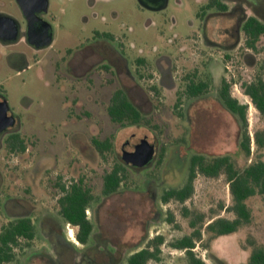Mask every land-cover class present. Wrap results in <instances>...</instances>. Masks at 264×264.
Instances as JSON below:
<instances>
[{"label": "flooded vegetation", "instance_id": "1", "mask_svg": "<svg viewBox=\"0 0 264 264\" xmlns=\"http://www.w3.org/2000/svg\"><path fill=\"white\" fill-rule=\"evenodd\" d=\"M175 1L183 9L190 4L196 6L195 16L188 23L191 28L197 25V30L189 35L173 32L177 18L169 12L172 0H137L144 11L159 17H149L145 27L169 36L161 49L152 47L151 57L139 48L140 56L134 59L137 72L155 68L161 83L169 76L179 95L193 99L206 91L189 96L191 86L208 82L210 88L218 80L221 103L225 106L221 94L226 87L247 111L248 103L255 105L247 88L253 89L261 79L264 82V59L260 64L258 61L260 54L264 56V0ZM126 31L132 32L133 27H127L123 9L114 0H0V74L6 81L26 82L32 72L44 80L53 78L66 94L67 115L91 116L96 77L108 81L114 77L120 87L113 95L122 89L130 98L131 89L123 84V74L139 80L127 56L128 47L136 48V43L127 44ZM194 51L203 59L177 77L181 64L190 60ZM51 52L59 57L53 59ZM240 58L253 72L243 73L247 81L232 86L226 63L235 67ZM48 64L51 76H47ZM148 76L151 78V74ZM6 81L0 83V264H163L161 246L165 237L160 232L154 235L152 228L163 216L173 222L172 214L154 209L143 224L142 212L137 210L130 233L116 220H104L101 213L102 201L121 191L126 169L140 173L141 167L128 163L124 154L119 156L103 174L102 197L97 198L92 188L93 169L100 160H107L105 153L112 148L102 152L98 144L108 138L95 137L91 124L89 133L74 134L76 140L69 154L74 152L75 156L70 155L66 161L36 150V140L22 133L27 127L25 118L31 110L27 101L31 98L23 95L14 103ZM180 83L184 84L181 90L176 88ZM231 87L246 102L234 97ZM116 169L122 180L115 191L108 193L106 176ZM79 195L85 210L83 223L74 222L66 214L76 210ZM162 202L161 206H166L169 201ZM186 236L178 237L170 246L183 251V258L192 264L189 250L194 253L195 246L173 245ZM160 239L163 241L158 247ZM194 257L200 261L196 264H207L195 253ZM210 259L218 264L212 256Z\"/></svg>", "mask_w": 264, "mask_h": 264}, {"label": "rangeland", "instance_id": "2", "mask_svg": "<svg viewBox=\"0 0 264 264\" xmlns=\"http://www.w3.org/2000/svg\"><path fill=\"white\" fill-rule=\"evenodd\" d=\"M114 1L122 7L127 27H133L132 32L126 31L129 37L127 44L136 43V48L128 47L127 56L132 63L131 69L137 73L139 80H132L123 74V84L131 89L132 100L141 107L149 123L122 126L111 120L108 113L110 98L120 87V84L114 83V77H110L109 81L96 77L93 103L90 104L93 115L69 117L64 108L66 94L59 89V84L53 78L44 80L32 72L26 82L20 79L6 81L5 75L1 73L0 83L6 81L5 87L14 103L23 95L31 98L27 101L31 108L25 118L27 127L22 133L36 140V150L58 156L60 162L68 160L70 155L75 156L74 152L69 154L76 140L74 134L89 133L91 124L94 125L95 137L111 139L113 146L111 151L105 153L107 160H100L93 169L92 188L100 199L103 174L118 162V157L129 151L133 144L147 137L157 148L153 163L141 167L140 173L126 169V181L121 191L102 201L103 219H114L124 227L123 229L132 233L137 210L142 212L144 224L145 220L151 218L154 209H163L164 215L172 214L174 217L173 222H170L163 216L158 225L152 228L154 235L160 232L165 237V244L161 246L163 264H189L188 260L183 258V251L172 248L170 244L178 237L191 235L197 228L201 230L202 235L195 240L194 253L205 263L214 264L210 259L212 256L218 264H249L254 250L264 248V198L261 195H254L246 201L251 212L250 222L242 224L232 233L223 235H215L208 230V224L218 218H236V214L229 210L233 204V196L225 174L214 178L198 174L194 179L192 196L183 203L172 199L166 206H161L164 204L162 195L165 190L184 184L189 159L194 153L208 156L231 154L236 166L240 168L255 159L264 161V147H259L255 140L256 132L264 130V118L254 104H247V129L252 139L251 155H238L241 129L237 119L218 99L220 82H213L204 95L193 99L179 95L169 76L161 83L155 68H152L153 72L143 68L137 72L134 59L140 56L139 48H144V55L151 57L152 47L157 45L161 49L169 36L163 37L158 29L145 27L144 23L149 17L155 20H159V17L144 11L137 0ZM169 12L174 13L177 18L173 32L186 36L197 30V25L191 28L188 23V20L195 16L194 4L183 9L172 0ZM193 53L190 60L181 64L177 77L203 59L198 58L197 51ZM49 55H53V59L59 57L54 52ZM258 57L260 64L264 56L260 54ZM248 60L251 61L252 58ZM226 64L229 65L226 75L232 86L234 83L247 81L243 73L253 72L241 58L235 67H232L231 62ZM49 66L48 64L47 76L52 75ZM183 85L177 84L176 88L181 90ZM231 92L238 100L246 102V98L236 88L231 87ZM199 218H202V221L193 227L191 220Z\"/></svg>", "mask_w": 264, "mask_h": 264}, {"label": "trees", "instance_id": "3", "mask_svg": "<svg viewBox=\"0 0 264 264\" xmlns=\"http://www.w3.org/2000/svg\"><path fill=\"white\" fill-rule=\"evenodd\" d=\"M209 84H194L189 89V96L200 94L207 91ZM155 90L156 87H153ZM248 92L253 96L255 105L264 118V82L261 79L260 83L254 88H247ZM183 94V93H182ZM222 100L225 106L234 114L241 126L240 148L238 155H251V137L247 129V111L237 100L230 96L229 90L224 87L222 91ZM181 99H179L180 102ZM108 113L114 123L122 126L128 125H142L149 123L146 114L131 100V98L122 89L115 92L108 106ZM255 140L259 147H264V130L257 131ZM113 143L111 139L106 142L98 144L99 149L103 152L111 149ZM116 169L113 174L106 176V190L108 193L115 191L121 182V177ZM198 174L205 177L214 178L221 174L227 176L230 184L231 193L233 196V204L229 207L230 211L236 214L235 219L218 218L217 220L208 224V230L215 235L229 234L236 231L242 224L248 223L251 220V212L246 201L254 196L261 195L264 198V161L262 159H255L251 163L246 164L243 168L237 167L235 160L231 154H223L217 156H208L202 153H194L190 156L188 163L187 176L184 184L180 187H172L166 190L162 199L164 202L175 199L179 202H185L192 196L194 191V179ZM81 195H79L78 206L75 211L68 210L67 216L74 222L83 223L85 220V210L82 203H80ZM75 215V218L72 216ZM202 221V218L197 220L192 219L191 225L197 226ZM201 230L197 228L191 235H187L185 240H177L173 242L174 246L180 248H192L195 240L201 237ZM163 239L158 242V247ZM159 250V248H158ZM192 264L196 261L194 253L189 250ZM249 264H264V248H257L250 257Z\"/></svg>", "mask_w": 264, "mask_h": 264}, {"label": "water", "instance_id": "4", "mask_svg": "<svg viewBox=\"0 0 264 264\" xmlns=\"http://www.w3.org/2000/svg\"><path fill=\"white\" fill-rule=\"evenodd\" d=\"M156 155V145L151 143L147 137L133 144L129 151L124 152V158L128 163L139 167L151 164Z\"/></svg>", "mask_w": 264, "mask_h": 264}]
</instances>
